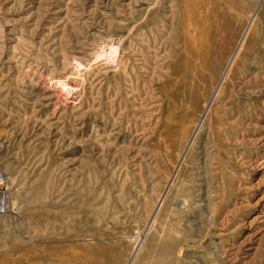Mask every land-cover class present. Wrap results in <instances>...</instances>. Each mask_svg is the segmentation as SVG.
Masks as SVG:
<instances>
[{"label":"rangeland","instance_id":"rangeland-1","mask_svg":"<svg viewBox=\"0 0 264 264\" xmlns=\"http://www.w3.org/2000/svg\"><path fill=\"white\" fill-rule=\"evenodd\" d=\"M208 29L234 62L206 111ZM0 173V264H264V0H0Z\"/></svg>","mask_w":264,"mask_h":264},{"label":"bare ground","instance_id":"bare-ground-1","mask_svg":"<svg viewBox=\"0 0 264 264\" xmlns=\"http://www.w3.org/2000/svg\"><path fill=\"white\" fill-rule=\"evenodd\" d=\"M207 36L208 37H206L204 40L192 39V37L186 33V36L184 38V43L186 44V48L189 54L187 56V59L185 60V62H187L186 66L189 67L194 60L198 63V66H193L195 70H191L189 72L187 71V75L185 74L188 82L191 81V83H193L194 85L197 84V86L203 84V81L208 78L209 70L213 72H217L216 70H218L220 75L219 80L216 82V87L213 94L205 101L204 108L206 111L210 110L211 103L213 100H215L220 90L221 82L226 78V75L228 71H230V68L232 69L234 62L233 56L228 55L227 51L222 48V44L220 42H217L214 36H211V31L209 29L207 30ZM120 55V46H110L106 44L101 49V52L97 54V56L95 55L96 57L94 62L99 63L103 67H109L112 64L114 66H118L120 64ZM73 66L75 69L79 70L82 73L83 68L85 67V62L79 56L73 55ZM81 73L78 72V75ZM75 77L76 76H74V73H71L67 77H64L60 80L47 78L43 82L45 93L49 94L51 98H56V104L58 106L78 104L83 97V86L76 83ZM196 95L197 93H195V91H189L185 94V100L190 102L195 99L197 100V98H195ZM201 119L203 120V118ZM197 127L195 128V130L197 129ZM170 130L174 132L173 128H171ZM188 131L189 128L184 131L185 140L191 142V138L193 137L190 138L188 136ZM7 194H9L8 179L6 177L3 178V174L0 173V199L2 195L6 197ZM2 209H4V205L0 204V210Z\"/></svg>","mask_w":264,"mask_h":264}]
</instances>
